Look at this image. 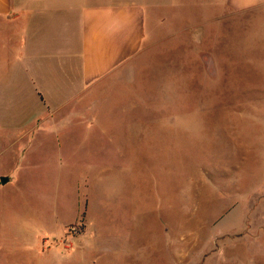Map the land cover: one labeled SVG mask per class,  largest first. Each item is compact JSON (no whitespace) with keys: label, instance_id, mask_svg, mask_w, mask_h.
<instances>
[{"label":"rangeland","instance_id":"rangeland-1","mask_svg":"<svg viewBox=\"0 0 264 264\" xmlns=\"http://www.w3.org/2000/svg\"><path fill=\"white\" fill-rule=\"evenodd\" d=\"M203 19L79 107L0 70V264H264V7Z\"/></svg>","mask_w":264,"mask_h":264},{"label":"crops","instance_id":"crops-1","mask_svg":"<svg viewBox=\"0 0 264 264\" xmlns=\"http://www.w3.org/2000/svg\"><path fill=\"white\" fill-rule=\"evenodd\" d=\"M261 7L264 0H0V36L8 35L0 70H6L8 86L24 83L48 110L75 102L79 107L95 87L118 78L159 44L160 29L173 30L176 18L190 30L193 10L205 27L209 10L235 14ZM73 108L75 115L65 120L76 123L80 116ZM42 121L40 115L29 124ZM2 177L8 176L0 182Z\"/></svg>","mask_w":264,"mask_h":264},{"label":"water","instance_id":"water-1","mask_svg":"<svg viewBox=\"0 0 264 264\" xmlns=\"http://www.w3.org/2000/svg\"><path fill=\"white\" fill-rule=\"evenodd\" d=\"M1 182L3 185H6L9 182V178L8 177H2Z\"/></svg>","mask_w":264,"mask_h":264},{"label":"built area","instance_id":"built-area-1","mask_svg":"<svg viewBox=\"0 0 264 264\" xmlns=\"http://www.w3.org/2000/svg\"><path fill=\"white\" fill-rule=\"evenodd\" d=\"M73 230L75 231V233H76V228H73Z\"/></svg>","mask_w":264,"mask_h":264}]
</instances>
